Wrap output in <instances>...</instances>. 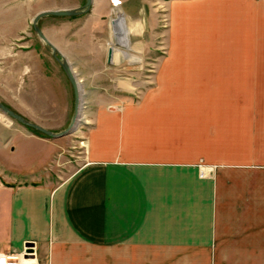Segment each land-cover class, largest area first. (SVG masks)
<instances>
[{
    "label": "crops",
    "instance_id": "1",
    "mask_svg": "<svg viewBox=\"0 0 264 264\" xmlns=\"http://www.w3.org/2000/svg\"><path fill=\"white\" fill-rule=\"evenodd\" d=\"M35 1L0 0V33L11 32L0 45V100L30 119L53 117L57 93L36 62L31 21L37 11L84 3ZM183 1L193 0H164ZM110 2L38 20L85 88L92 123L80 165L62 175L48 167L57 152L50 137L0 122V251L33 242L47 264H257L264 258V136L254 134L252 120L264 111V62H161L154 84L140 75L116 82L110 48L98 40L109 33ZM119 3L132 17L147 0ZM254 3L263 11L250 16L251 31L264 20V0ZM24 33L25 45L11 49V38ZM58 70L59 92L73 91ZM35 97L46 114L35 111ZM60 115L42 125L64 127L67 104ZM243 119L251 120L249 133Z\"/></svg>",
    "mask_w": 264,
    "mask_h": 264
},
{
    "label": "rangeland",
    "instance_id": "2",
    "mask_svg": "<svg viewBox=\"0 0 264 264\" xmlns=\"http://www.w3.org/2000/svg\"><path fill=\"white\" fill-rule=\"evenodd\" d=\"M117 1L121 2V0ZM159 1L160 0H147L144 13L137 16L132 15V17H130L128 11L125 10L120 3L113 6L112 2H110L111 5L108 8L109 11L106 13L109 33H107L105 39L100 38L98 40L104 49H107L108 47L112 48V56L109 61L108 58H106V61L111 62L114 60L111 63L116 82H118L117 80H120V82L124 81L125 77L128 78L130 76L134 77L140 75L146 82L153 83L157 66L161 62L167 64H199L216 61L264 62L263 18L260 19L261 23H259L257 31L250 30V26L252 25L250 16L263 11L260 5L254 3V0L183 1L186 3H166L164 0H161L162 2ZM35 2L36 5L47 4L49 3V0H38ZM38 12L39 11H37L36 14ZM119 17L121 20L120 25L124 28V34H126V37L129 34L127 52L129 49L130 51L128 52V55L126 54L125 56L122 55V50H124L122 46H116V35L113 34L112 30V21L119 19ZM40 23L43 24L44 19L40 20ZM3 25L6 24L4 23ZM31 25L32 21L29 26V31L30 28H33ZM126 29L129 31L128 34L125 33ZM32 32L33 31H31V33ZM8 34L10 35L11 32L6 29L1 31L0 45L5 43ZM25 35L26 34L24 33L22 36L20 35L16 38H11L14 39L13 41L11 40L12 44L10 43L11 49L16 48V46H24L27 37V35ZM32 36H34L36 62L41 63L44 68L46 67L45 69L49 71L53 78L52 85L57 89L56 95H51L52 104H50V106H52L51 113L54 114V116L51 118L30 119L25 117L22 113L13 110L30 121L43 126L42 123L56 124L59 120L58 116H61L62 109L67 104L69 118L64 127L59 129L47 128L54 132H58L65 129L72 118L73 91H71V89L68 88V85H66L65 92H59V88L57 87L59 83L58 81H55V78H58V73L61 72L58 70L59 65L52 57L51 49L44 44L37 33L34 32ZM119 36L121 35H118V37ZM168 51L170 57L167 59L166 54ZM56 68L58 71H54ZM135 70H139V74H135L137 73ZM175 72L178 73L177 71ZM123 74L124 76H121ZM36 77L37 82L39 81L42 87L45 83L47 84L46 79H44L42 75L38 74ZM126 88L130 89L128 86H126ZM84 89L85 88L79 84L80 95L82 96V106L79 110L78 122L73 131L60 137L50 138L57 146V152L53 155L48 165L51 172L58 171V173L62 175L69 174L80 165V155H85L86 147L84 132L92 122L90 117H87L89 104L85 102V100L84 102L82 100L84 98ZM4 99H6V97ZM1 102L9 106V104L3 101ZM9 107L11 108V106ZM35 107V111L40 115L47 113L46 110H43L44 103H42V101L37 102L36 97ZM45 107H47L46 104ZM108 107L120 108V106L114 105H109ZM259 112L260 117L256 120H252V123H254V125H252L254 134L260 137L264 136V111ZM4 119L12 120L0 111V122ZM241 121H243L242 130L249 133L251 124H249L248 121L251 120L243 119ZM154 123H156V120L152 122L153 126ZM30 130L34 132L33 130L35 129ZM232 153L235 154L234 150H231L229 154ZM234 154L232 157H234ZM198 167L199 175L205 176L207 174L204 170L205 165H202L200 162ZM38 255L40 260L39 263L47 264L46 257L41 252H39ZM261 262L264 264V258H258L257 264H260Z\"/></svg>",
    "mask_w": 264,
    "mask_h": 264
},
{
    "label": "water",
    "instance_id": "3",
    "mask_svg": "<svg viewBox=\"0 0 264 264\" xmlns=\"http://www.w3.org/2000/svg\"><path fill=\"white\" fill-rule=\"evenodd\" d=\"M92 0H84V3L76 8H71V9H61V10H41L39 11L34 18L32 19V27L34 31L37 33V35L42 39L44 44L51 49V54L52 57L59 63L61 66L62 70L64 71L66 77L68 78L72 90H73V115L72 118L68 124V126L58 132H54L50 129H47L35 122L30 121L29 119L25 118L21 114L17 113L14 111L12 108L9 106L5 105L0 101V111L11 118L12 120L18 122L19 124L30 128V129H35L36 131L40 132L43 134V136L50 137V138H55V137H60L62 135L68 134L73 131L75 125L78 122V117H79V110H80V102H81V95H80V90H79V85L78 81L74 75L73 70L71 69V66L69 62L66 60L64 56L60 54L58 49L50 42V40L45 36L41 28L39 27L38 20L46 15H56V16H74V15H79L82 14L90 9ZM111 52L112 49L110 48L108 50V61L111 57Z\"/></svg>",
    "mask_w": 264,
    "mask_h": 264
},
{
    "label": "built area",
    "instance_id": "4",
    "mask_svg": "<svg viewBox=\"0 0 264 264\" xmlns=\"http://www.w3.org/2000/svg\"><path fill=\"white\" fill-rule=\"evenodd\" d=\"M112 5L118 4L117 0H111ZM0 264H40L37 257V249L33 242H27L19 251H0Z\"/></svg>",
    "mask_w": 264,
    "mask_h": 264
},
{
    "label": "bare ground",
    "instance_id": "5",
    "mask_svg": "<svg viewBox=\"0 0 264 264\" xmlns=\"http://www.w3.org/2000/svg\"><path fill=\"white\" fill-rule=\"evenodd\" d=\"M120 16V15H119ZM121 20H120V17H119V19H117V20H113L112 21V25H113V27H112V30H113V34L114 35H116V38H115V44H116V46L117 45H119V46H122V48L124 49V50H122V55L123 56H125L126 54L128 55V52H127V45L129 44V31H127V29L125 30V33H127L128 34V36L126 37V34H124V28L122 27V25H120L121 24V22H120ZM118 35H121V36H119L118 37ZM113 38H114V36H113ZM114 41V40H113ZM110 45V44H109ZM124 46V47H123ZM109 48V47H108ZM118 48V47H117ZM112 49V48H111ZM126 50V51H125ZM126 52V53H125ZM116 56V55H115ZM130 57V56H129ZM128 57V58H129ZM121 59V58H120ZM131 59V58H130ZM67 60V59H66ZM129 60V59H128ZM114 61V60H113ZM113 61H111V62H113ZM130 61H132V60H130ZM79 85V84H78ZM81 106H82V103L80 102V108H81Z\"/></svg>",
    "mask_w": 264,
    "mask_h": 264
},
{
    "label": "trees",
    "instance_id": "6",
    "mask_svg": "<svg viewBox=\"0 0 264 264\" xmlns=\"http://www.w3.org/2000/svg\"><path fill=\"white\" fill-rule=\"evenodd\" d=\"M36 134H39V135H43L41 134L40 132L36 131V130H33Z\"/></svg>",
    "mask_w": 264,
    "mask_h": 264
}]
</instances>
